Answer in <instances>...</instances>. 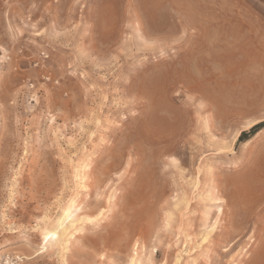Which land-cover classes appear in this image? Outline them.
Listing matches in <instances>:
<instances>
[{
  "label": "rangeland",
  "instance_id": "374dc122",
  "mask_svg": "<svg viewBox=\"0 0 264 264\" xmlns=\"http://www.w3.org/2000/svg\"><path fill=\"white\" fill-rule=\"evenodd\" d=\"M262 122L264 0H0V264H264Z\"/></svg>",
  "mask_w": 264,
  "mask_h": 264
},
{
  "label": "trees",
  "instance_id": "16d2710c",
  "mask_svg": "<svg viewBox=\"0 0 264 264\" xmlns=\"http://www.w3.org/2000/svg\"><path fill=\"white\" fill-rule=\"evenodd\" d=\"M262 130H264V122L254 125L249 131L242 132L238 139V143H246L250 141Z\"/></svg>",
  "mask_w": 264,
  "mask_h": 264
},
{
  "label": "bare ground",
  "instance_id": "6f19581e",
  "mask_svg": "<svg viewBox=\"0 0 264 264\" xmlns=\"http://www.w3.org/2000/svg\"><path fill=\"white\" fill-rule=\"evenodd\" d=\"M172 116V115H171ZM66 211V210H65ZM65 213V212H64ZM72 214V213H71ZM64 215V214H63ZM58 229H60V232L59 233H61V234H59V240H56V239H54V242L55 243H59L62 239H61V237L64 235V232H66V230L68 229V227L65 225V223H64V221H59L58 223ZM61 225H64V227L63 228H61ZM56 232H50L49 234H48V236L49 235H54ZM50 237V236H49ZM132 262H134V261H132Z\"/></svg>",
  "mask_w": 264,
  "mask_h": 264
},
{
  "label": "snow or ice",
  "instance_id": "6c2138e0",
  "mask_svg": "<svg viewBox=\"0 0 264 264\" xmlns=\"http://www.w3.org/2000/svg\"><path fill=\"white\" fill-rule=\"evenodd\" d=\"M68 219L69 220H72V216L70 215L69 217H68ZM94 219H98V217H96V218H94ZM89 222H92V221H89ZM64 227V225H61V228H63ZM213 228H214V226H213ZM51 239H56V240H59V231H56V233L53 235V236H51L50 237ZM46 249H41L40 251H37V255L39 256L40 255V253H41V251H45Z\"/></svg>",
  "mask_w": 264,
  "mask_h": 264
}]
</instances>
